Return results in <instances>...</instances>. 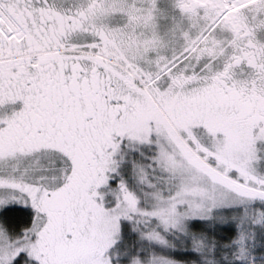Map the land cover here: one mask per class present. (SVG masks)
I'll list each match as a JSON object with an SVG mask.
<instances>
[{
  "label": "snow or ice",
  "instance_id": "1",
  "mask_svg": "<svg viewBox=\"0 0 264 264\" xmlns=\"http://www.w3.org/2000/svg\"><path fill=\"white\" fill-rule=\"evenodd\" d=\"M0 264H264V0H0Z\"/></svg>",
  "mask_w": 264,
  "mask_h": 264
}]
</instances>
